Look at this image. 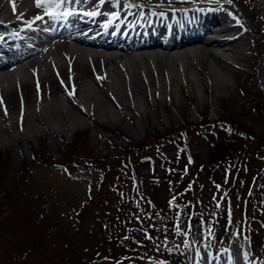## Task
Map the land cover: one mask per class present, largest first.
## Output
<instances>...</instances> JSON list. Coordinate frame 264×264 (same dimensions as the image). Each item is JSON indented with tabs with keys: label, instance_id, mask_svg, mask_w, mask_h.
<instances>
[{
	"label": "rangeland",
	"instance_id": "rangeland-1",
	"mask_svg": "<svg viewBox=\"0 0 264 264\" xmlns=\"http://www.w3.org/2000/svg\"><path fill=\"white\" fill-rule=\"evenodd\" d=\"M242 2L245 5L250 0ZM237 62L241 69H217L220 80L227 82L228 87L217 88L211 83L208 88L210 84L204 80L194 88V101L179 92L180 99L173 104L167 99L156 104L158 94L144 96L140 104L147 116L137 122L139 125L136 120L140 112L135 107L126 111L124 117L119 114L126 130L109 123H90L84 131H68L65 137L56 138L54 146L23 141L14 146L13 152L0 151V264H162V259H171L167 254L171 250L169 227L182 231L191 214L195 221L201 216L214 221L210 211L225 204L234 220L244 221L247 215L252 224L254 219L260 220L262 230L264 84H260L263 78L254 82L245 71L255 63L249 70L257 72L260 58ZM196 66L199 74L201 67L198 63ZM190 72L196 78L195 70L190 68ZM167 83L169 87L170 80ZM183 84V79L178 82L189 94ZM168 87H164L165 95ZM179 102L186 105V115L180 113ZM98 115L101 116L99 112ZM201 116L229 119L235 123L233 132H237L239 124L249 135L241 136L243 142L227 145L220 139L215 145L193 136V141H187L194 155L186 156V148L180 151V147L185 146L188 133L185 135V131L182 136L177 131L187 125L192 132L187 122L193 125ZM52 119L55 128H63L62 116ZM168 133H175L178 143L160 152L152 142L158 135ZM132 145H144V150L137 148L136 152L127 153ZM20 146L25 153H18ZM119 155L125 162L117 159ZM23 168L28 170L29 183H23V190L15 186V194L4 193L6 198L18 197L6 205L2 187L8 186ZM39 192L42 199L41 194L34 196ZM29 207L33 212L24 211ZM83 207L87 212L75 218ZM26 214L37 218L26 223ZM172 222L175 226H170ZM82 225L83 229L76 228ZM157 235L159 238L154 241ZM127 244H135L144 258L137 250L131 253Z\"/></svg>",
	"mask_w": 264,
	"mask_h": 264
},
{
	"label": "bare ground",
	"instance_id": "bare-ground-1",
	"mask_svg": "<svg viewBox=\"0 0 264 264\" xmlns=\"http://www.w3.org/2000/svg\"><path fill=\"white\" fill-rule=\"evenodd\" d=\"M70 1L75 2V9H78L81 1H86L84 7L94 10L99 9L103 2L102 0ZM134 1L152 5L145 8L136 4L138 10L143 12L147 9L159 22L164 21L165 17L188 14V10L184 9L168 7L165 8L166 11H160L155 8L156 5L176 0ZM13 2L15 10H13ZM34 2L35 0H0V17L3 19H0V36L27 20L36 8ZM192 13L199 16V27L202 25L201 34L211 30L210 27L216 22L215 20L226 19L227 25L216 27V30L210 32V35L214 37L222 35L224 39L207 40L192 48H189L190 44H186L192 40H185L176 46L158 47L160 49L147 47L155 45L151 43L137 49L130 46L121 48L118 52L107 47L90 48L83 45L86 42L82 40H76L71 46L61 42L54 45L55 52L39 47L38 51L31 54L24 63L14 67L11 72L0 74V121L2 122L0 151L13 152L14 146L20 145L23 141L27 144L31 141L47 142L54 146L56 138L65 137L68 131L72 133L84 131L90 123L95 125L109 123L126 130L124 118L121 116L124 117L126 111L135 107L140 112V118L136 120V125H139L142 118L147 116V111L140 104L146 95L158 94L159 98L154 100L156 104L163 99L173 104L180 99L178 92L184 94L186 99L196 100L194 88L204 80L209 82L208 88L211 87V83L217 88L228 87L227 82L223 83L220 80L218 67L239 69L237 61L250 58V53L253 52L252 46L256 44L252 42L251 37H246L244 33L241 35L238 30L242 28L244 31L250 24L251 36L257 37L256 41L258 39V42L264 45V0L254 1L253 9L250 11L252 22L244 20L241 24L237 23L240 15L236 18L223 14L212 16L218 13L214 7L200 14L196 11ZM96 17L100 18L99 14ZM142 21L146 24V20L142 19ZM131 22L132 26L128 29L134 30L135 27H139L137 20ZM174 24L171 20V25ZM111 36L112 34L109 36L101 34L106 43L121 42ZM133 37H137L135 32ZM196 41H201V38ZM184 46H188L187 49H181ZM197 63L201 67L199 74ZM254 67L252 63L250 68ZM190 68L195 70L196 78L190 75L192 74L189 73ZM245 71L254 82L258 81L259 77L263 78L260 84H264V59L258 64L257 72ZM182 79L183 86L189 88V94L192 96L186 93L184 88L179 87L178 82ZM166 80L168 82L170 80L169 87ZM164 87H168L167 95ZM220 97L222 96L219 95ZM177 104L180 113L186 115V105L182 106L181 102ZM113 113L118 116H114ZM55 115L62 116L64 120L62 129L54 127L52 118ZM170 119L168 117V120ZM132 132L135 134L136 130L133 128ZM24 151L25 149L20 146L18 153H25Z\"/></svg>",
	"mask_w": 264,
	"mask_h": 264
},
{
	"label": "snow or ice",
	"instance_id": "snow-or-ice-1",
	"mask_svg": "<svg viewBox=\"0 0 264 264\" xmlns=\"http://www.w3.org/2000/svg\"><path fill=\"white\" fill-rule=\"evenodd\" d=\"M60 2H63V0H35V4H36L37 8L44 7L47 4H49V3H53L56 6H58V3H60ZM229 2H231V0H229ZM13 10H15L14 2H13ZM89 15H95V13H89ZM35 19L36 20H41L42 17L41 16H36ZM29 26H31V25L29 24Z\"/></svg>",
	"mask_w": 264,
	"mask_h": 264
},
{
	"label": "trees",
	"instance_id": "trees-1",
	"mask_svg": "<svg viewBox=\"0 0 264 264\" xmlns=\"http://www.w3.org/2000/svg\"><path fill=\"white\" fill-rule=\"evenodd\" d=\"M6 192H7V194H9V192H10V188H7V190H6L5 188L3 189V192H2V194H1V195L3 196V198H6V197H5V194H4V193H6ZM0 197H1V196H0Z\"/></svg>",
	"mask_w": 264,
	"mask_h": 264
}]
</instances>
